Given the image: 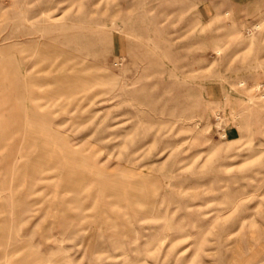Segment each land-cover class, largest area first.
I'll use <instances>...</instances> for the list:
<instances>
[{"label":"rangeland","instance_id":"obj_1","mask_svg":"<svg viewBox=\"0 0 264 264\" xmlns=\"http://www.w3.org/2000/svg\"><path fill=\"white\" fill-rule=\"evenodd\" d=\"M0 264H264V0H0Z\"/></svg>","mask_w":264,"mask_h":264},{"label":"crops","instance_id":"obj_2","mask_svg":"<svg viewBox=\"0 0 264 264\" xmlns=\"http://www.w3.org/2000/svg\"><path fill=\"white\" fill-rule=\"evenodd\" d=\"M230 133H231V131H230V130H228V131H227V135L229 136V135H230ZM235 134H236V133H234V136H235Z\"/></svg>","mask_w":264,"mask_h":264},{"label":"built area","instance_id":"obj_3","mask_svg":"<svg viewBox=\"0 0 264 264\" xmlns=\"http://www.w3.org/2000/svg\"><path fill=\"white\" fill-rule=\"evenodd\" d=\"M225 138H226V134H225Z\"/></svg>","mask_w":264,"mask_h":264}]
</instances>
